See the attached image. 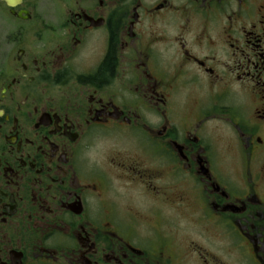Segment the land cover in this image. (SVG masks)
Wrapping results in <instances>:
<instances>
[{
  "label": "flooded vegetation",
  "instance_id": "1",
  "mask_svg": "<svg viewBox=\"0 0 264 264\" xmlns=\"http://www.w3.org/2000/svg\"><path fill=\"white\" fill-rule=\"evenodd\" d=\"M0 264H264V0H0Z\"/></svg>",
  "mask_w": 264,
  "mask_h": 264
}]
</instances>
